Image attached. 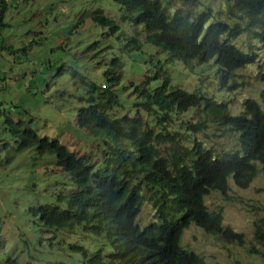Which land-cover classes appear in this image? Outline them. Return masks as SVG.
Segmentation results:
<instances>
[{
    "label": "trees",
    "instance_id": "16d2710c",
    "mask_svg": "<svg viewBox=\"0 0 264 264\" xmlns=\"http://www.w3.org/2000/svg\"><path fill=\"white\" fill-rule=\"evenodd\" d=\"M113 1L122 19L144 31L142 37L121 34L127 37L126 52L150 42L166 50L167 59L154 62L155 69L150 73L147 69L146 77L133 86L136 98L129 107L120 98L127 84L121 68L123 54L109 60L94 48L91 57L97 62L89 71L66 65L72 78L78 74L84 82L83 94L78 96L84 102L75 123L86 128L82 135L86 142H95L88 133L101 142L104 157L99 163L94 164L89 153L78 154L56 135L40 134L25 119H14L4 111L5 129L13 136L15 149L34 147L40 154L54 153L53 164L73 183L66 192L57 191L52 201L30 205L28 210L38 226L51 229L52 237L58 236L53 233L56 229L105 238L110 251L70 244L81 252L84 264H203L202 255L180 244L182 231L194 222L229 242H244L242 232L223 223V204L209 208L205 196L216 191L231 199L228 180L247 187L259 170L264 175V108L248 96L241 101L242 109L232 113L229 101L175 83L166 64L173 59L212 58L220 73L219 84L226 86L234 68L254 63L261 82L256 94L264 98V61L252 45L253 38L264 42V0H227V13L234 22L214 20L207 25L213 9L209 5L197 9L198 0H179L186 6L174 8L172 14L170 0ZM0 5L5 7L6 0H0ZM111 10L112 6L97 5L84 14L89 12L102 34L113 35L118 23ZM244 31L247 43L240 48L231 38ZM100 63L104 68L98 72L94 67ZM188 109L194 110L195 119L183 114ZM178 113L181 117L175 122ZM207 122L237 132L238 147L214 151L196 138ZM33 177L29 167L24 177L27 187L38 183ZM145 199L153 205L156 219L140 227L135 219ZM254 227V236L264 246V215ZM260 254L264 256V248ZM4 264H17V259L8 256Z\"/></svg>",
    "mask_w": 264,
    "mask_h": 264
},
{
    "label": "rangeland",
    "instance_id": "374dc122",
    "mask_svg": "<svg viewBox=\"0 0 264 264\" xmlns=\"http://www.w3.org/2000/svg\"><path fill=\"white\" fill-rule=\"evenodd\" d=\"M198 1L197 9L206 5L213 8L211 19L221 13L226 3L224 0ZM97 5L112 6L118 23L113 35L102 34L101 26L95 24L89 12L84 14ZM178 6L186 5L170 0L171 10ZM218 18L229 21L225 15ZM80 20L83 24H78ZM123 33L144 36L140 26L121 18L118 4L113 0H6L5 7L0 5V264H4L8 256L16 258L17 264H84L81 252L70 247L73 242L90 251L97 247L111 250L105 238L91 232L84 231L80 236L53 229L58 236L52 237L51 229L37 225L28 207L52 201L57 191L66 192L71 187L72 180L53 164L54 153L40 154L34 147L15 149L13 136L5 129L4 111L14 119H25L40 134L56 135L78 154L89 153L93 163H99L104 157L101 142L99 144L89 133L91 141L95 142H86L82 137L86 128L75 123L77 109L84 102L78 98L83 94L84 82L78 74L72 78L66 65H73L81 72L89 71L97 62L91 57L94 48H100L109 60L123 54L121 68L127 84L125 90H120V98L124 107H129L136 98L133 86L146 77L147 69L149 73L155 69L156 58L149 55L150 52L154 51V56H161L162 52L146 42L144 47L132 49L128 54L127 37L122 36ZM244 37L245 34L238 36L235 42L245 45ZM94 41L97 45L92 44ZM252 45L264 61V44L254 40ZM94 68L99 72L104 63ZM169 68L175 83L189 90L199 88L218 101H229L232 113L242 109L241 101L248 96L258 99L264 108V98L256 94L261 82L256 79L254 63L235 70L233 88L219 84L217 65L211 61L193 60L188 64L174 61ZM183 114L196 118L193 109ZM131 115H136L134 110ZM180 117L178 113L174 121H179ZM156 120L155 123L161 125ZM207 124L205 131L196 133V138H201L214 151L238 147L237 132L224 131L215 123ZM29 167L38 183L27 187L24 177ZM46 169H52L63 179ZM231 181L228 180L231 199H223L220 193L212 191L205 196V201L209 208L223 204V223L242 232L244 242H229L191 222L183 229L180 244L202 255L203 264H264V256L260 254L264 246L254 236V223L264 215V175L259 170L247 187ZM155 219L154 207L145 199L135 220L142 227Z\"/></svg>",
    "mask_w": 264,
    "mask_h": 264
},
{
    "label": "clouds",
    "instance_id": "9594fccd",
    "mask_svg": "<svg viewBox=\"0 0 264 264\" xmlns=\"http://www.w3.org/2000/svg\"><path fill=\"white\" fill-rule=\"evenodd\" d=\"M225 1H226V3H225V5H224V7L221 8V13H220L219 15H218V14H215L216 17H215L214 19H211L212 15H213V11H212V14H211L209 20L207 21L206 25H207L209 22L214 21V20L225 21V22H227V23H229V24H232V23L234 22V18L230 17V16L228 15V13H227V0H224V2H225ZM199 5H200V2H199ZM209 6H210V5H209ZM182 7H183V6H182ZM212 9H213V8H212ZM169 11H171L170 14H172V13L174 12V9H173V10L169 9ZM222 15H225L226 17H228V18H229V21L222 20V19H219V18H218V17H220V16H222ZM243 34H245V31H244L243 33H241L240 35H243ZM240 35H238V36H240ZM238 36H237V37H238ZM237 37H233V38H231V42H232L233 44H235L236 46L242 48V46H240L239 44H237V43L235 42V39H236ZM253 39L256 40L255 38H253ZM256 42L260 43L259 40H256ZM148 43L151 44V45H153V46H155L156 48H158V49L162 52V55H161V56H157V55L154 56V55H153V54H154V51H151L149 55H151L152 57H155V58H156V61H158V62H164V61L167 59V51H166V50H163L161 47H159V46H157V45H155V44H153V43H150V42H148ZM260 44H264V42L261 41ZM254 49H255V51H258V50L256 49V47H254ZM193 60H197V61L200 62V63H202V62L206 63V62H210V61H211L213 64H215V63H214V60H213L212 58H210V59H208V60H203V61H202V60H199L198 58H192V59H189V60H187V61H184V60H182V59H173L172 62H174V61H180V62H182V63L188 64L189 62H191V61H193ZM169 64H170V63H169ZM169 64H166V67L169 68ZM244 66H245V65H244ZM241 67H243V66H241ZM237 68H240V66H238V67H236V68L233 69V75L231 76V78H229V79L226 81V82H227V85H226V86L230 85V86H231L230 88H233V87L236 86L235 82L233 81V77H234V75L236 74V73H235V70H236ZM169 69H170V68H169ZM218 75H219V78H220V73H218ZM220 79H221V78H220ZM218 82L220 83V80H219V79H218ZM229 82H230V83H229ZM228 87H229V86H228Z\"/></svg>",
    "mask_w": 264,
    "mask_h": 264
}]
</instances>
